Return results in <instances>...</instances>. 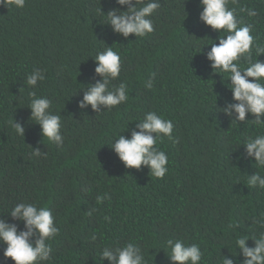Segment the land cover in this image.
<instances>
[{
  "label": "trees",
  "instance_id": "16d2710c",
  "mask_svg": "<svg viewBox=\"0 0 264 264\" xmlns=\"http://www.w3.org/2000/svg\"><path fill=\"white\" fill-rule=\"evenodd\" d=\"M159 2L154 31L127 39L106 25L107 13L120 7L115 0L0 6V219L22 229L9 215L16 204L51 210L59 231L43 264H109L101 261L102 250L128 242L141 248L146 264H171L168 239L198 244L201 264H223V257L242 264L236 239L264 232V189L247 183L248 175H264V169L254 159H237L243 142L264 135V126L249 122L250 114L231 124L215 107L216 96L223 107L232 94L228 74L213 73L207 52L227 33L200 22V0ZM228 7L252 25L254 45L264 47V0H228ZM107 46L121 58L120 75L109 87L125 83L129 99L110 111L80 110L84 87L101 79L94 59ZM257 59L264 62V55ZM37 69L45 79L24 87ZM33 92L61 115L62 146L43 138L30 119ZM148 112L174 125L172 139L157 141L168 157L162 179L146 167L127 169L110 148L119 135L130 138ZM36 148L41 156L33 155ZM5 247L0 244V264H14L4 257Z\"/></svg>",
  "mask_w": 264,
  "mask_h": 264
},
{
  "label": "clouds",
  "instance_id": "9594fccd",
  "mask_svg": "<svg viewBox=\"0 0 264 264\" xmlns=\"http://www.w3.org/2000/svg\"><path fill=\"white\" fill-rule=\"evenodd\" d=\"M26 0H0V6L14 4L16 8H23ZM120 7L107 13V23L113 33L127 39L130 35L143 38L154 31L152 15L161 7L159 0H115ZM202 11L199 20L205 26L216 32H225L226 36L219 38L218 43H210L207 60L215 74L217 71L229 76L226 87L232 94V102L225 101L223 107H217L216 112L227 117L231 124L243 123L246 116L254 117L249 122L257 126H264V62L257 58L264 55V47L254 45L251 24H243L237 19L234 9L228 7V0H200ZM120 8H125L121 11ZM255 16L254 11L249 12ZM202 40V39H198ZM211 40V39H210ZM213 41V40H211ZM207 47V46H206ZM255 47L257 58L253 60L252 50ZM205 48V47H204ZM241 59L247 62L246 67L239 63ZM95 74L101 79L95 84H89L82 90L83 97L78 103L80 110L91 106L93 112L100 113L101 109L112 110L126 103L129 99L125 83L109 87L112 80H116L121 72V58L113 47L97 53ZM45 79L40 69L33 71L24 81V87H36L38 82ZM152 87V81L146 84ZM30 119L39 125L41 135L60 147L63 145L61 134V115L51 112V101L46 97H36L31 93ZM17 135L24 137V127L14 124ZM137 130L131 131V137L119 135L111 145L112 151L127 169H149L150 174L162 179L168 172V157L157 147V141L163 138L172 139L174 125L155 112H148L142 121L136 124ZM244 153L238 160L254 159L255 165L264 169V135H256L242 144ZM39 148L33 149V155L41 156ZM247 183L252 187L264 189V175L255 172L247 176ZM13 220L23 224L20 229L16 223H9L0 219V244L6 245L3 255L11 259L14 264H43L51 258L52 249L49 241L55 238L59 229L51 210L34 203H18L9 213ZM254 241V247L246 246L247 241ZM34 241V242H33ZM242 264H264V232L258 237L241 236L235 241ZM170 252L166 255L171 264H201L203 253L198 244H186L183 240L166 241ZM233 256V255H232ZM235 257V256H233ZM101 261L109 264H146L141 248L128 242L122 247H105L100 254ZM223 264H235L233 258L223 257Z\"/></svg>",
  "mask_w": 264,
  "mask_h": 264
}]
</instances>
